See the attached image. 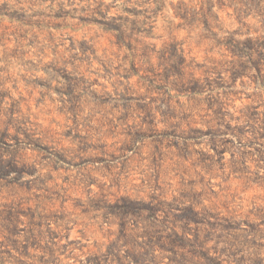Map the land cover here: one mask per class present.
Listing matches in <instances>:
<instances>
[{"label": "clouds", "instance_id": "obj_1", "mask_svg": "<svg viewBox=\"0 0 264 264\" xmlns=\"http://www.w3.org/2000/svg\"><path fill=\"white\" fill-rule=\"evenodd\" d=\"M0 264H264V0H0Z\"/></svg>", "mask_w": 264, "mask_h": 264}, {"label": "rangeland", "instance_id": "obj_2", "mask_svg": "<svg viewBox=\"0 0 264 264\" xmlns=\"http://www.w3.org/2000/svg\"><path fill=\"white\" fill-rule=\"evenodd\" d=\"M21 219H23V217H21Z\"/></svg>", "mask_w": 264, "mask_h": 264}]
</instances>
